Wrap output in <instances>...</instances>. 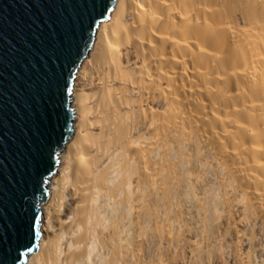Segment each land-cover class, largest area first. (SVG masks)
<instances>
[{"label":"bare ground","instance_id":"6f19581e","mask_svg":"<svg viewBox=\"0 0 264 264\" xmlns=\"http://www.w3.org/2000/svg\"><path fill=\"white\" fill-rule=\"evenodd\" d=\"M25 264H264V0H119Z\"/></svg>","mask_w":264,"mask_h":264},{"label":"water","instance_id":"95a60500","mask_svg":"<svg viewBox=\"0 0 264 264\" xmlns=\"http://www.w3.org/2000/svg\"><path fill=\"white\" fill-rule=\"evenodd\" d=\"M119 0H0V256L37 250L40 204L73 132L72 84Z\"/></svg>","mask_w":264,"mask_h":264},{"label":"snow or ice","instance_id":"6c2138e0","mask_svg":"<svg viewBox=\"0 0 264 264\" xmlns=\"http://www.w3.org/2000/svg\"><path fill=\"white\" fill-rule=\"evenodd\" d=\"M0 264H5L3 256H0Z\"/></svg>","mask_w":264,"mask_h":264}]
</instances>
